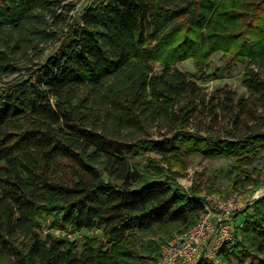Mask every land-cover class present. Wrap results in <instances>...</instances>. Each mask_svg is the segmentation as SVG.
Instances as JSON below:
<instances>
[{"label": "trees", "instance_id": "obj_1", "mask_svg": "<svg viewBox=\"0 0 264 264\" xmlns=\"http://www.w3.org/2000/svg\"><path fill=\"white\" fill-rule=\"evenodd\" d=\"M75 9L71 0H1L0 264H155L203 211L199 188L173 186L176 165L185 168L178 156L250 163L264 147L263 131L224 127L223 136L195 124L221 111L238 124L244 99L217 90L212 103L175 65L203 69L216 52L264 62V0H94L79 20ZM244 83L264 99L253 68ZM157 125L168 132L145 136ZM141 152L161 160L141 170L130 160ZM250 209L223 264H264V195ZM43 216L102 229L103 239L86 238L79 251L42 236Z\"/></svg>", "mask_w": 264, "mask_h": 264}, {"label": "rangeland", "instance_id": "obj_2", "mask_svg": "<svg viewBox=\"0 0 264 264\" xmlns=\"http://www.w3.org/2000/svg\"><path fill=\"white\" fill-rule=\"evenodd\" d=\"M71 1L76 4V9L71 13V16L74 20H79L83 10L94 0ZM52 52L53 49H50L45 58ZM175 66L182 72L190 73L191 78L212 103L217 102L215 95L217 90H230L233 92L236 103L239 102V98L244 99L238 105L239 114L241 115V121L238 124L233 123L231 113L226 111H221L216 119L213 118L214 120L206 116L199 117L193 120L195 124L212 126L215 134L223 136H230L225 132L224 127L234 131V134H237V132L243 134L249 128L264 132V99L252 94L244 83V76L248 68H253L264 79V62L252 64L248 59L236 60L231 55L225 56L222 52H216L209 57V63L203 69L195 66L192 59L179 62ZM153 67L155 74L161 73L162 67L159 63H154ZM225 99L222 97V105L226 101L228 103V100ZM168 129L169 125L162 129L157 125L152 129H148L145 136L149 133L152 137H158L161 134H166ZM213 141L217 142L216 140ZM178 159L185 162V168L176 165L175 170L180 171L182 176L176 178V183L173 186L191 194L199 188L198 196H207L212 193L224 194L227 197L235 196L243 204V210L236 212L232 217L234 240L230 246L232 247L240 242L245 214L251 212V204L264 195V147L258 151L257 156L250 163L233 157L207 158L200 154L191 153H182L178 156ZM130 160L131 163L137 164L141 170H144L150 161L158 162L161 159L156 153L141 152L131 155ZM237 176L243 180V184L238 186L235 185ZM257 181L262 182L260 187L254 186ZM39 221L42 225V236L50 233L57 239L76 241L79 251L82 250L86 238L97 237L103 239L102 229L93 228L81 231L71 228L63 229L59 224L57 225V221L52 216H43L39 218ZM250 260L251 258H248L246 264L250 263ZM234 264H237V262L234 261Z\"/></svg>", "mask_w": 264, "mask_h": 264}, {"label": "built area", "instance_id": "obj_3", "mask_svg": "<svg viewBox=\"0 0 264 264\" xmlns=\"http://www.w3.org/2000/svg\"><path fill=\"white\" fill-rule=\"evenodd\" d=\"M199 197L203 206L199 218L188 230L161 245L155 264L224 263L222 250L230 248L234 240L232 217L243 210V204L235 196L220 193Z\"/></svg>", "mask_w": 264, "mask_h": 264}]
</instances>
